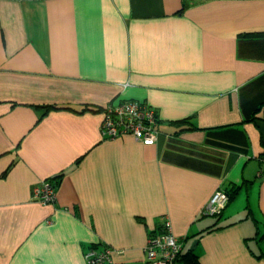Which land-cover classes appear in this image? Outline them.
<instances>
[{"label":"crops","instance_id":"obj_1","mask_svg":"<svg viewBox=\"0 0 264 264\" xmlns=\"http://www.w3.org/2000/svg\"><path fill=\"white\" fill-rule=\"evenodd\" d=\"M258 32L264 0H0V264H87L89 247L146 264L164 219L197 264H264ZM127 100L154 109L153 144L102 136ZM45 178L52 204L31 197Z\"/></svg>","mask_w":264,"mask_h":264},{"label":"built area","instance_id":"obj_2","mask_svg":"<svg viewBox=\"0 0 264 264\" xmlns=\"http://www.w3.org/2000/svg\"><path fill=\"white\" fill-rule=\"evenodd\" d=\"M156 116L152 107L132 100L117 104L107 103L103 109L100 123L102 136L115 138L131 134L135 140L153 144L157 139ZM31 197L42 204H52L56 199V183L48 178L42 179L32 187ZM229 201L224 190H216L210 196L202 213L219 215ZM182 239L177 237L168 219H164L158 230L150 233L144 247L146 264H182ZM112 249L90 247L84 253L87 264H110Z\"/></svg>","mask_w":264,"mask_h":264},{"label":"trees","instance_id":"obj_3","mask_svg":"<svg viewBox=\"0 0 264 264\" xmlns=\"http://www.w3.org/2000/svg\"><path fill=\"white\" fill-rule=\"evenodd\" d=\"M244 35L249 36V37H262V36H264V32L246 33ZM41 107H44L46 109H49V108L50 109H60V108L67 109L68 108V107H62V106H41ZM59 177H58V179H59ZM51 180H53V179H51ZM237 190H238V187H235L231 190H226V193L228 194L229 200H231L236 195ZM181 261H182V264H197L196 258L194 256L188 257L187 255H181Z\"/></svg>","mask_w":264,"mask_h":264},{"label":"water","instance_id":"obj_4","mask_svg":"<svg viewBox=\"0 0 264 264\" xmlns=\"http://www.w3.org/2000/svg\"><path fill=\"white\" fill-rule=\"evenodd\" d=\"M196 244H197V240L195 239V240L192 241V244L190 246V249L193 250L194 249V246H196Z\"/></svg>","mask_w":264,"mask_h":264},{"label":"rangeland","instance_id":"obj_5","mask_svg":"<svg viewBox=\"0 0 264 264\" xmlns=\"http://www.w3.org/2000/svg\"><path fill=\"white\" fill-rule=\"evenodd\" d=\"M215 217V216H214Z\"/></svg>","mask_w":264,"mask_h":264}]
</instances>
